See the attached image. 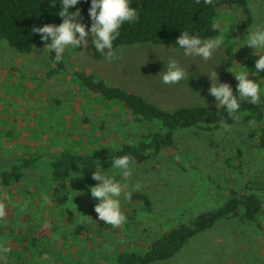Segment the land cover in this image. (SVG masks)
I'll return each mask as SVG.
<instances>
[{"label": "rangeland", "instance_id": "rangeland-1", "mask_svg": "<svg viewBox=\"0 0 264 264\" xmlns=\"http://www.w3.org/2000/svg\"><path fill=\"white\" fill-rule=\"evenodd\" d=\"M248 1L254 21L245 31L237 28L242 21L239 9H219L215 23L222 30V46L208 61L164 48L178 47L176 44L122 46L108 58L96 60L89 35L87 48H67L63 54L65 70L47 77L54 66L46 48L27 55L0 42V170L10 169L24 156H41L24 172L19 184L0 192V264H39V259L34 261L38 249L22 245L25 232L28 239L46 235L37 244L49 253L44 264H111L117 253L139 251L179 224L223 204L231 190L256 194L264 201V148L253 138L264 126V118L251 124L238 120L227 129L213 131L194 127L179 130L176 150L162 151L142 165L130 166L126 178L119 170L106 172L127 185L124 191H140L152 202L148 209L121 198L122 212L124 205L131 203V213L125 218H135L131 222V228L137 226L134 233L123 227V236L117 238L111 229L99 233L101 221L90 208L91 202L97 201L82 190L78 168L72 175L65 208L57 207L51 198L50 159L63 151L108 155L129 139L135 143L140 135L166 132L162 121L135 124L121 103L90 92L76 73L94 74L165 110L215 105L205 73L215 68L220 82L228 83L222 66L227 46L233 47L236 58L231 76L235 78L232 72L246 67L250 72L255 70L258 57L252 55L254 49L243 44L247 31L264 24V0ZM236 38L241 40H231ZM169 55H175L188 70L189 79L176 84L161 82L157 75L164 69L162 60L166 62ZM263 76L261 72L250 78L259 83ZM261 85L264 88V81ZM238 152L240 158H235ZM68 209L75 214L73 224L64 223ZM258 220L264 230V210ZM81 224L92 228L90 241H86L87 235H79V240L74 235ZM57 238L61 239L55 244ZM152 264H264V231L251 222L224 220L190 239L171 259Z\"/></svg>", "mask_w": 264, "mask_h": 264}, {"label": "trees", "instance_id": "trees-1", "mask_svg": "<svg viewBox=\"0 0 264 264\" xmlns=\"http://www.w3.org/2000/svg\"><path fill=\"white\" fill-rule=\"evenodd\" d=\"M131 6L137 9L138 19L122 25L119 36L113 42L112 53L122 46L172 45L175 44V40L181 31H194V34L200 35L201 39L219 37L222 30L215 23L219 9H239L242 21L238 23L237 28L241 30L250 29L254 21L253 11L248 0H208L207 3L205 0H131ZM77 7L81 11V22L90 26L91 20L88 16L90 0H81V3L75 6L72 11H75ZM59 10V0H0V42L4 41L16 52L27 55L37 49L44 48V42L40 35L32 33L31 29L34 26L61 23L62 18L56 15ZM214 25L215 27H213ZM48 52L49 59L54 66L47 73V77H51L65 70V62L64 56L60 62H56L54 53L49 50ZM92 56L96 60H104L109 57L95 49ZM235 60L233 47L227 46L222 66L234 94L236 93L237 81L231 76L230 68ZM243 65H247L246 61L243 62ZM76 77L90 92L109 102L121 103L125 110L130 113L135 124L162 121L166 132L158 130L140 135L135 143L130 142L129 139L127 142H123L119 148H116L114 153L108 155H85L65 150L57 158H51V198L57 207L65 208L67 205L72 175L77 168L81 173L82 190L88 191L89 186L98 183L91 179L92 171L98 165L107 172L117 170L111 169V156L128 155L131 160L130 166L142 165L162 151L176 150L175 134L179 130L194 127L213 131L224 127L225 124L232 126L238 120L250 122L264 118V104L252 105L242 102L241 110L233 117H229L223 107L216 109L215 105L165 110L144 96L133 93L122 86L110 84L94 74L82 72L76 73ZM253 138L257 139L259 148H264V126L257 134L253 135ZM240 155L241 153L238 152L235 158H240ZM40 159L41 156H37L35 153L24 156L10 169H1L0 192L19 184L24 177V172L30 170ZM227 195V200L223 204L220 203L214 209L197 214L190 221L179 224L141 250L117 253L111 264H152L171 259L184 248L190 239L206 232L224 220L238 219L242 223L251 222L261 231H264L258 220L259 215L264 210V201L259 196L241 194L234 190H231ZM129 199L131 202L142 204L145 208L151 209L152 207L150 198L140 191H132ZM94 204L91 202V209H94ZM130 205L131 203L128 202L123 207L125 217L131 213L132 206ZM132 213L136 214L135 212ZM65 215V224L66 222L70 224L75 222V214L72 210H66ZM132 220H127V222L125 218L121 225L115 227L101 221L97 229L99 233L102 229H111L117 233L114 235L117 238L123 236L122 227L126 232L134 233L137 230V226L133 227L134 230L131 228ZM91 230L92 228L81 224L75 230L74 235L79 237L78 240L81 236L87 235V240L83 239L90 241ZM77 231L80 232L76 233ZM27 234L28 232H25L21 235L22 245L38 249L37 258L34 261L39 259V264H44L43 258L47 257L49 253L47 250H41L42 247H38L37 244L38 240L46 239V235L41 238L28 239ZM59 239L61 238L54 240L55 244ZM20 260L21 258L16 259L17 262L21 263Z\"/></svg>", "mask_w": 264, "mask_h": 264}, {"label": "clouds", "instance_id": "clouds-1", "mask_svg": "<svg viewBox=\"0 0 264 264\" xmlns=\"http://www.w3.org/2000/svg\"><path fill=\"white\" fill-rule=\"evenodd\" d=\"M205 2L207 3L208 0ZM80 3L81 0H59L60 10L56 15L62 18L61 23L34 26L31 29L32 33L40 35L44 48L54 53L56 62L62 60L65 50L69 47L87 48L89 35L92 37L91 44L97 52L111 56L113 42L119 36L122 25L138 19L137 9L131 6V0H90L88 16L91 24L86 26L81 22L80 9L77 7L72 11ZM194 33V31H181L175 40L178 47L164 46V48L170 51H182L184 56L199 57L203 61H208L222 46V40L219 37L201 39L200 35ZM245 37L243 46L247 45L254 49L252 55L258 59L255 60L254 71L250 72L246 67L244 71L232 72L237 81L235 94L229 83L220 82L215 68L205 73L210 81L208 94L216 101V109L223 107L229 117H233L241 110L242 102L252 105L264 102L262 98L264 88L261 85L264 79L258 83L250 78L264 72V24H257L252 30L247 31ZM231 40L238 43L241 39ZM241 47H237L236 51ZM162 61L164 69L157 75L162 83L176 84L189 79L188 70L181 66L175 55H169L166 62ZM223 126L225 129L228 128L227 124ZM110 160L111 169L119 170L125 178L130 175L131 160L128 155L111 156ZM106 172L99 165L92 171L91 179L98 183L89 186L88 192L97 201L93 209L97 214V220L115 227L125 220L121 210V198H130L131 193L124 191L126 184L113 176L106 175Z\"/></svg>", "mask_w": 264, "mask_h": 264}]
</instances>
